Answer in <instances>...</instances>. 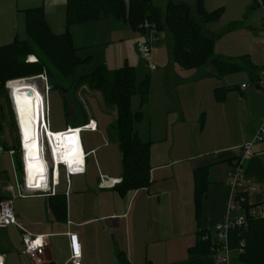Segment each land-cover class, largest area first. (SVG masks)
Listing matches in <instances>:
<instances>
[{
    "label": "crops",
    "instance_id": "obj_1",
    "mask_svg": "<svg viewBox=\"0 0 264 264\" xmlns=\"http://www.w3.org/2000/svg\"><path fill=\"white\" fill-rule=\"evenodd\" d=\"M168 1L162 0L159 7L165 9ZM67 3L68 0H0V46L20 39V27L27 38L26 11L30 8H42L55 33L66 32ZM205 6L208 11L224 9L218 20L205 23L209 33L217 36L216 57H247L257 68L219 75L209 62L199 69H183L175 60L171 33L160 30V40L146 64L149 99L143 106V119L136 123L141 139L151 143L148 187L126 194L116 186L100 187L101 175L122 180L124 169L114 128L117 111L106 107L102 94L89 100L105 107L101 109L108 120L104 116L97 119L88 112L82 119L73 116L67 124V128H76L91 119L97 122L96 131L81 133L83 147L89 152L86 171L72 175L68 181L61 169L54 193L18 196L16 182L21 180L15 172L14 178L8 172V159L16 171L15 156L23 170L19 152L14 156L8 153L9 149H19L16 123L11 142L0 134V145L6 149L0 153V184L5 188L0 195H14V213L24 229L47 236L46 259L50 264H67L71 256L69 232L78 234L81 264H120L121 251L133 264L215 263L212 254L192 257L189 248L197 244L200 231L213 232L227 216L231 196L227 174L242 147L254 140L264 119V10L261 7L253 11L251 0H205ZM101 21H110L114 31L120 29L133 36L138 53L137 44L144 33L127 24H117L113 17L76 26H93ZM233 24L236 27L232 28ZM89 33L85 28L81 32L82 36ZM120 40L122 47L124 39ZM74 45L78 54L82 53L79 49L90 46L75 41ZM116 62H123V58ZM149 63L156 68L151 69ZM256 75L259 78L254 81ZM218 87L227 88L221 102L215 96ZM66 129L50 127L52 132ZM96 133L98 138L93 143L90 139ZM243 166L245 175L258 183V189L249 194L250 203L263 202L264 140L253 145ZM204 167L208 171V187L198 220L194 171ZM0 253L5 256V264H33L15 226L0 228Z\"/></svg>",
    "mask_w": 264,
    "mask_h": 264
},
{
    "label": "trees",
    "instance_id": "obj_2",
    "mask_svg": "<svg viewBox=\"0 0 264 264\" xmlns=\"http://www.w3.org/2000/svg\"><path fill=\"white\" fill-rule=\"evenodd\" d=\"M257 6L260 5L254 4V7ZM223 12V8L208 11L205 0H169L165 9L156 5L154 0H68L67 30L57 34L51 29L42 8L28 9L27 38L16 39L0 46V129L4 119L1 99L7 95V81L36 76L43 72L47 73L50 81L74 80L75 88L84 86L100 92L106 107L115 108L117 111L114 128L122 151L124 169L122 180L116 188L120 193L126 194L130 190L148 187L151 183V143L142 140L136 129V123L143 119L144 113L141 110L132 111V97L138 94L141 107L147 104L149 75L139 82L135 67L128 64L115 70L102 64L93 71H81L80 67L85 60L78 54L70 27L113 17L124 21L135 30H141L145 35L146 31L141 29V25L149 20L156 25L159 32L163 29L169 30L173 38L175 60L183 69H199L209 62L215 66L219 75L256 69L257 66L247 57H240L238 60L216 57L217 36L209 33L205 23L218 20ZM234 27L235 24L232 25ZM30 55H35L38 61L27 62ZM253 78L256 81L259 76ZM51 86L54 87L52 84ZM226 92L225 87L216 88V99L223 101ZM64 96L67 99V108L70 97ZM194 177L196 216L199 220L208 187L207 169H196ZM243 196L246 200L242 202V206L247 211L251 207L264 204V201L251 204L248 195ZM206 234L210 233L200 231L197 244L189 248L192 257L211 254L212 237L203 239ZM229 234L233 249L237 250L240 242H245L243 252L238 253L237 264H264V216H248L245 225L233 228ZM118 260L120 264H133L123 251L118 254Z\"/></svg>",
    "mask_w": 264,
    "mask_h": 264
},
{
    "label": "built area",
    "instance_id": "obj_3",
    "mask_svg": "<svg viewBox=\"0 0 264 264\" xmlns=\"http://www.w3.org/2000/svg\"><path fill=\"white\" fill-rule=\"evenodd\" d=\"M264 10V1L255 0ZM264 23V18H263ZM141 28L146 31V38L143 41L138 42L137 51L139 56L143 60H148L153 51V46L159 40V31L156 25L149 20H145L141 25ZM38 61L36 56L30 55L27 58V62H36ZM151 69H155L156 66L153 64L149 65ZM36 80H41L44 87L41 88ZM28 82L31 86H36L42 95V109H41V124L37 126V132L40 133L38 139L42 141L43 146L48 140L52 144V135L65 134L68 141V151L73 158V161H70V164L65 168L63 161L60 158H63L62 148L55 147V153L59 157V160H55L54 163L50 161L46 155L43 147H39V158L41 159L38 162L34 161L33 169L28 168L30 164V159L26 158L25 143L21 134L20 119L16 113V109L13 103L12 88L13 84L16 82ZM243 87H246V84H243ZM6 88L10 91V98L12 103V108L14 111V119L18 130L19 135V149H9L8 153L11 156H14L19 152L22 160L23 168V179L22 181L16 182V188L18 196L28 197L32 195L44 194L53 192L54 186L59 182V176L61 174V169L65 173V177L70 181L72 175L83 174L86 171V156L89 155V152L83 154L81 150L80 134L83 131H96L98 129L97 122L93 119L89 120L88 123L81 127L71 128L68 127L64 131L52 132L50 131V122L49 114L50 107L48 101L49 91L51 86L49 84V78L47 73L43 72L42 74L36 76H28L18 79H12L7 81ZM40 121V120H39ZM56 139V138H55ZM264 140V119L262 121L261 127L256 134L254 140L245 144L242 147L241 154L234 161L233 166L227 174L228 182L231 186V196L227 205V216L223 222L219 223L213 232L203 236V239L207 240L209 236L212 237V246L211 254L213 255L215 264H236L232 259L233 252H243L245 247V242H240V247L235 250L231 247L230 243V230L238 226H243L247 223V217L252 216L260 218L264 216V204L251 207L247 211L242 206V202L246 200L243 194L248 195L255 192L258 189V184L251 178L247 177L244 173V161L245 159L252 154L253 145L256 142ZM57 141V140H55ZM58 142H56L57 144ZM6 149L0 145V153H3ZM62 155V156H61ZM26 163H29L26 165ZM121 182L117 178H109L108 176L101 175L100 187L102 188H111L116 186ZM5 190L4 186L0 184V194ZM241 198L239 199V197ZM14 195L11 197H5L0 195V228H6L9 226H15L20 230V237L23 244L24 252L29 256L33 264H50L46 259V247L48 245L47 236L33 234L32 232L24 229L19 223L14 213ZM250 203V201H249ZM252 204V203H251ZM242 210L245 212L244 215L240 216L237 220H232V213ZM70 247H71V256L67 261V264H81L82 249L81 243L77 233L69 232ZM0 264H5V256L0 253Z\"/></svg>",
    "mask_w": 264,
    "mask_h": 264
},
{
    "label": "rangeland",
    "instance_id": "obj_4",
    "mask_svg": "<svg viewBox=\"0 0 264 264\" xmlns=\"http://www.w3.org/2000/svg\"><path fill=\"white\" fill-rule=\"evenodd\" d=\"M161 1L162 0H154L155 4L158 6H162ZM256 3L257 2L255 0H251L252 7ZM258 9H261V7L260 6L254 7L253 11ZM108 22L110 21L97 22L98 25H93V26L88 25L87 27H82L81 25L76 26L77 24L75 26L73 25V27L72 26L70 27L71 34L73 35V37H75L74 35H76V39L74 38V41L76 43H79L81 46L84 43H88V45H90L87 48L79 49V51H82V53H80L81 55L79 54V56L83 60H85L83 65L80 67V70L90 72L102 64L106 65L111 70H115L120 68L122 65H124L125 60H127L128 65H132L133 67H135L138 81L139 82L143 81L146 75V71L149 72L146 66V64L149 62V59L143 60L141 57H139L138 53L134 49V45L136 42L133 36H130L128 33L123 32L120 29L114 31L115 28L111 26L112 25L111 23H110L111 25H109ZM117 24H126V23L124 21L118 20ZM84 28L85 30L88 29V31L91 33L82 36L81 32L84 30ZM20 29L21 27L19 28L20 31L19 34H20V39L22 40L25 37V31ZM78 34L79 37L77 36ZM121 38L124 39L122 43L125 44L122 47L121 44H119L120 42L118 41V39L120 40ZM145 38L146 36L144 35L142 40L140 39L139 42L143 41ZM159 40H160V32H159ZM158 41L156 43H158ZM122 58H123V62H116L117 60L120 59L122 60ZM36 82L41 88L44 87L41 80H36ZM49 84L50 86L51 84L54 86L51 88L48 95V101L50 107L49 122H50L51 130H54L56 127H62L63 129H66L67 124L69 123V121H72L73 116L75 117L76 115L77 118L82 119L84 117V114H88V112L93 114L97 119L101 118L102 116H104L107 120L109 119V116L103 112V110L105 109L103 105L100 106L99 103H97L94 99L89 100V97L91 96L100 98L101 96L100 92L93 91L89 88H84V86L75 88L74 80H68V81L60 80V79H58L57 81L49 80ZM5 89L7 95L1 99L4 119L2 121V128L0 129V134L4 135L9 143L11 142V139L13 138V135L16 132V128H15V120L13 119L14 111L12 108L10 91L7 88ZM64 95H67L71 99L69 101L68 98L67 108H66L67 99L65 98ZM70 108L72 109L70 110ZM139 110L144 112V108L141 107L140 104V96L136 94L135 96L132 97V111L137 112ZM84 135L90 136V134L88 133H84ZM97 136L98 133H96L94 138L90 139V141L95 143L98 138ZM8 164H9L8 172L10 173L12 178H14V175L16 174V176L22 181L23 170H21L18 167L17 157L16 156L14 157V165L16 167V171H14L12 165L10 164L9 159H8ZM255 195L256 194H254L253 196ZM256 198L257 197H254L252 198V200ZM244 214H245L244 211L238 210L232 213L231 215L232 220H237L240 216ZM237 253L239 252H233L232 254V259L236 264L238 257Z\"/></svg>",
    "mask_w": 264,
    "mask_h": 264
},
{
    "label": "bare ground",
    "instance_id": "obj_5",
    "mask_svg": "<svg viewBox=\"0 0 264 264\" xmlns=\"http://www.w3.org/2000/svg\"><path fill=\"white\" fill-rule=\"evenodd\" d=\"M22 83V84H21ZM18 84V85H17ZM30 92V94H28ZM13 103L16 113L20 119L21 134L25 143L26 158L30 159L29 170L33 169L34 161L38 162L39 147L45 148L42 141L38 139L39 134L37 126L41 124L42 95L36 86H31L28 82L20 81L13 84L12 88ZM40 120V121H39ZM52 148H62L63 161H73L68 151V141L65 134L52 135ZM56 138V139H55ZM57 140V141H55ZM56 142H58L56 144ZM45 153V152H44ZM59 159V158H58Z\"/></svg>",
    "mask_w": 264,
    "mask_h": 264
},
{
    "label": "clouds",
    "instance_id": "obj_6",
    "mask_svg": "<svg viewBox=\"0 0 264 264\" xmlns=\"http://www.w3.org/2000/svg\"><path fill=\"white\" fill-rule=\"evenodd\" d=\"M80 142H81V146L80 147H81V150L83 151V154L87 153L85 151L84 147H83L81 134H80ZM44 148H45V155L50 161H52L54 163L55 160H59L58 159L59 157L57 156V154L55 153V150H54L55 147L52 148V146H51V144L49 143L48 140L46 141V144L44 145ZM86 158H87V156H86ZM69 164H70L69 162L65 161V163H64L65 168H67L69 166Z\"/></svg>",
    "mask_w": 264,
    "mask_h": 264
},
{
    "label": "water",
    "instance_id": "obj_7",
    "mask_svg": "<svg viewBox=\"0 0 264 264\" xmlns=\"http://www.w3.org/2000/svg\"><path fill=\"white\" fill-rule=\"evenodd\" d=\"M264 1V0H263ZM28 94H30V92H28Z\"/></svg>",
    "mask_w": 264,
    "mask_h": 264
}]
</instances>
